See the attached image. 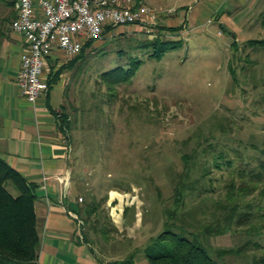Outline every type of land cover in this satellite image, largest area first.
Listing matches in <instances>:
<instances>
[{"label":"rangeland","instance_id":"obj_1","mask_svg":"<svg viewBox=\"0 0 264 264\" xmlns=\"http://www.w3.org/2000/svg\"><path fill=\"white\" fill-rule=\"evenodd\" d=\"M162 1L180 19L186 8L206 4L208 18L214 20L201 27L189 22L181 33L120 26L89 44L73 67L68 65L74 57L58 58L65 63L59 70L70 78L71 97L58 122L74 150L73 183L83 204L80 239L103 264L132 253L137 264H150L145 249L154 252L156 238L168 223H175L168 212H176V224L185 228L193 220L182 222L185 215L197 211L199 225L186 228L203 234V226L224 218L226 212L218 206L229 204L226 189L234 181L238 195L241 187L254 189L238 196L240 211L252 209L253 217L239 229L203 234L200 241L219 264H264V184L248 180L250 168L264 175L258 160L264 159V46L251 43L264 39V0H216L217 5L208 0ZM145 2L159 7L157 0ZM16 4L0 0V42L17 15ZM158 39L175 40L177 47L161 56L158 46L146 45ZM132 66L135 76L109 89L104 73L115 67L127 72ZM208 142L225 149L229 159L236 155L229 148L239 149L243 159L235 158L228 167L209 150L200 154L194 177L200 178L204 169L209 174L198 188L210 189L212 179L215 191L200 198L188 193L183 204L176 203L173 181L184 170L183 156ZM240 174L248 176L243 184ZM6 187L18 194L11 182ZM253 226L257 229L247 232ZM232 249L234 253H219Z\"/></svg>","mask_w":264,"mask_h":264},{"label":"crops","instance_id":"obj_2","mask_svg":"<svg viewBox=\"0 0 264 264\" xmlns=\"http://www.w3.org/2000/svg\"><path fill=\"white\" fill-rule=\"evenodd\" d=\"M157 1L159 9L150 5L159 11L172 9H164L163 1ZM208 2L217 5L216 0ZM207 8L206 4L198 9L186 8L183 19L173 16L174 13L165 14L158 19L153 30L164 33L176 29L181 33L184 29L187 31L189 22L201 27L205 21L210 23L214 20L213 16L208 18ZM132 28L135 32L144 30L141 25H133ZM1 38L0 158L35 186L36 227L41 241L37 263L103 264L97 252L80 239L79 219L83 215V204L80 202L82 195L76 193L73 183L74 150L61 135L58 122L66 100L71 97L70 78L64 72L58 78L56 76L60 66L65 65L58 62L62 54L55 53L48 60L45 77L51 82L49 89L31 102L22 95L17 85L25 42L13 31L12 24ZM75 58H72L68 68L79 59Z\"/></svg>","mask_w":264,"mask_h":264},{"label":"trees","instance_id":"obj_3","mask_svg":"<svg viewBox=\"0 0 264 264\" xmlns=\"http://www.w3.org/2000/svg\"><path fill=\"white\" fill-rule=\"evenodd\" d=\"M262 16L263 20L261 23L264 27V13ZM173 42L177 41H160L158 39L156 41L153 40V43L146 45L158 46L162 56L163 52L177 47ZM251 43H258L264 46V39L251 41ZM89 44L92 45L93 42H88L82 53L77 55L76 58H80L81 55L84 54L85 49L90 46ZM61 72L62 71H59L56 74L57 78ZM135 74L136 67L132 66L127 72L123 70V67H115V69L104 73V81L107 82L109 89H111V87L115 88L129 79H132ZM232 75H235L234 70L232 71ZM50 83L51 82L49 81V86ZM226 149H228V147ZM207 150H209V153L211 152L210 155L216 156L217 159L224 160L228 167H232V162L235 158L240 160L243 159L239 149L229 148V151L236 154L235 157L229 159L231 157L224 153L225 149L218 150V146H215L212 142H208L206 147L199 145L197 149L193 150L191 155L185 154L183 156L184 170L177 175L173 181L175 188L174 198L176 203L183 204L185 195L188 193H198V198H200L203 194L215 191L214 181H212V179H209L210 189H206L205 187L198 188V185L201 183L199 180L209 174L207 169H204L203 173L202 170L199 171L198 174H200V178L197 179L194 177L197 158L200 154L205 155ZM258 160L261 161L260 166L261 169L264 170V159L262 160L258 158ZM249 165L250 164L247 163L245 167ZM216 166V168L222 170L220 163H217ZM246 177L248 176L245 174L238 175L239 180H242L241 184H243L244 180L246 181ZM248 180L256 184L255 186H258L257 184H264V175L262 172L255 173V171L250 168ZM7 182L13 184L18 191L17 195L12 194L6 189ZM233 182H231L226 189L229 204L218 206L222 211L226 212L224 218L216 219L219 222H217L216 225L213 223L203 226L201 233L204 235H221L223 234L222 232H226V230L232 226L239 229L246 223H249L253 217L252 209L251 211L247 210L249 212L240 211L242 209L238 206V196H244L247 192L250 190L253 191L254 189L241 187L238 189V195L236 194V185ZM33 187L35 186L30 182L28 183L21 173L9 165L7 161L0 158V264H38V252L41 241L39 240L40 236L36 227V195L35 188ZM261 194L264 196V190ZM86 212L89 213L90 210H87ZM197 214V211L193 213L192 210L189 211L188 215H185L182 222H185L184 220H187L188 217H191L193 220H191L192 222L190 223H186L184 228L183 226H178L176 224V221L180 219V217L178 219L176 216V212H168L169 219L175 223H168L165 230L156 238V250L154 252H149V249H145L146 257L150 264H219L210 256L207 248L201 243L200 236L203 234H194V232L186 228H194L199 225ZM262 218H264V215H262ZM222 223H224V225H222ZM255 229H257V227L253 226L252 229L247 232H253ZM244 248V246L241 247L237 252H242ZM234 252L235 251L232 249L229 251L223 250L219 253L220 255H227V253ZM108 264H137L136 253L128 255L123 260H115Z\"/></svg>","mask_w":264,"mask_h":264},{"label":"built area","instance_id":"obj_4","mask_svg":"<svg viewBox=\"0 0 264 264\" xmlns=\"http://www.w3.org/2000/svg\"><path fill=\"white\" fill-rule=\"evenodd\" d=\"M16 7L12 29L26 45L17 85L31 102L49 89L45 73L55 53L76 57L88 42L120 26L141 25L151 32L158 18L175 12L156 11L144 0H17Z\"/></svg>","mask_w":264,"mask_h":264},{"label":"water","instance_id":"obj_5","mask_svg":"<svg viewBox=\"0 0 264 264\" xmlns=\"http://www.w3.org/2000/svg\"><path fill=\"white\" fill-rule=\"evenodd\" d=\"M235 36H236V35H235V34H233V36H232V37H234V38H235Z\"/></svg>","mask_w":264,"mask_h":264}]
</instances>
